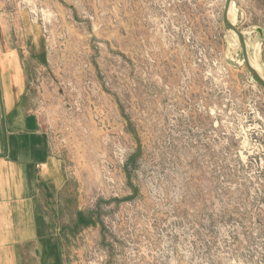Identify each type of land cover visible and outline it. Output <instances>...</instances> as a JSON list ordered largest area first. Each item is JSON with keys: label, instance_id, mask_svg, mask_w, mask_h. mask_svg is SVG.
Masks as SVG:
<instances>
[{"label": "rangeland", "instance_id": "1", "mask_svg": "<svg viewBox=\"0 0 264 264\" xmlns=\"http://www.w3.org/2000/svg\"><path fill=\"white\" fill-rule=\"evenodd\" d=\"M223 4L0 0L55 159L60 264H264V89ZM230 22L264 78V0Z\"/></svg>", "mask_w": 264, "mask_h": 264}, {"label": "crops", "instance_id": "2", "mask_svg": "<svg viewBox=\"0 0 264 264\" xmlns=\"http://www.w3.org/2000/svg\"><path fill=\"white\" fill-rule=\"evenodd\" d=\"M0 29V264H60V238L42 196L58 174L30 106L18 50Z\"/></svg>", "mask_w": 264, "mask_h": 264}, {"label": "water", "instance_id": "3", "mask_svg": "<svg viewBox=\"0 0 264 264\" xmlns=\"http://www.w3.org/2000/svg\"><path fill=\"white\" fill-rule=\"evenodd\" d=\"M232 3V0H224L223 8H222V24L225 30L230 32L231 34H234L242 55V61L248 70V72L251 74L252 78L254 81L262 88L264 89V79L262 76L256 71V69L252 66L250 63V57L248 55V49H247V44L246 40L244 37V34L234 26L229 18H228V13H229V8Z\"/></svg>", "mask_w": 264, "mask_h": 264}, {"label": "bare ground", "instance_id": "4", "mask_svg": "<svg viewBox=\"0 0 264 264\" xmlns=\"http://www.w3.org/2000/svg\"><path fill=\"white\" fill-rule=\"evenodd\" d=\"M231 6H232V3H231V5H230V8H229V13H228V18H229V20H230V12H231ZM234 15V14H233ZM235 16V15H234ZM233 36L235 37V35L233 34ZM236 38V37H235ZM250 63H251V61H250ZM263 78V77H262ZM264 79V78H263Z\"/></svg>", "mask_w": 264, "mask_h": 264}]
</instances>
